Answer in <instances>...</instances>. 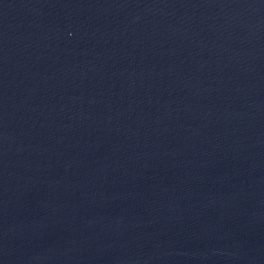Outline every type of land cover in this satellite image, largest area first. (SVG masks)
<instances>
[{
  "label": "water",
  "instance_id": "95a60500",
  "mask_svg": "<svg viewBox=\"0 0 264 264\" xmlns=\"http://www.w3.org/2000/svg\"><path fill=\"white\" fill-rule=\"evenodd\" d=\"M0 264H264V0H0Z\"/></svg>",
  "mask_w": 264,
  "mask_h": 264
}]
</instances>
